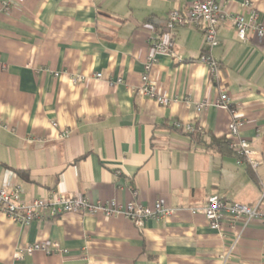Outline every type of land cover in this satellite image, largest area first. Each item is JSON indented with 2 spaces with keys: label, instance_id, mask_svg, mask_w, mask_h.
<instances>
[{
  "label": "crops",
  "instance_id": "0c3cea01",
  "mask_svg": "<svg viewBox=\"0 0 264 264\" xmlns=\"http://www.w3.org/2000/svg\"><path fill=\"white\" fill-rule=\"evenodd\" d=\"M194 1L0 0V187L18 184L26 203L55 192L120 205L133 199V188L142 204L163 198L173 209L141 228L121 214L44 213L22 225L0 213V264H264L262 221H225L222 237L190 211L213 194L249 205L260 198L264 40L248 33L241 41L231 20L221 22L212 51L220 66L215 82L198 60L203 30L180 26L173 49L181 60L158 55L151 78L161 92L211 104L197 112L192 103L160 105L135 92L167 13ZM242 3L232 0L227 9L247 19ZM251 7L264 24V0H251ZM74 76L85 79L74 83ZM222 92L229 108L213 105ZM234 113L256 168L197 143L185 129L202 126L203 133L194 132L206 144L232 140ZM64 129L69 135L59 138ZM258 210L264 212V200ZM37 240L57 242L63 251L13 257Z\"/></svg>",
  "mask_w": 264,
  "mask_h": 264
},
{
  "label": "built area",
  "instance_id": "2783aa9c",
  "mask_svg": "<svg viewBox=\"0 0 264 264\" xmlns=\"http://www.w3.org/2000/svg\"><path fill=\"white\" fill-rule=\"evenodd\" d=\"M232 0H195L191 6L185 10H170L165 19V26L161 33L152 41V51L144 62L143 72L140 76L141 84L135 92L144 98L154 99L160 105L170 103L184 102L193 104L197 112L203 111L209 103L208 101L192 102L188 97L179 98L176 95H168L159 90V87L151 78L152 66L156 62L158 55L167 54L171 57L181 60L174 52V31L183 25L198 26L203 30L204 46L200 52L198 60L203 63L208 70V76L212 81H220V66L213 56V47L217 44V26L224 20H231L236 35L239 40L246 41L248 33H251L258 39L264 40V24L259 19V14L251 7V0H243V5L249 9V17L246 19L240 12L230 13L227 9L228 3ZM96 79L103 78L102 73H95ZM85 78L74 76L71 81L81 82ZM121 81V79H119ZM230 99L226 92H222L213 102L218 108H229ZM54 125H56L54 123ZM175 127L181 124L174 122ZM244 123L239 115L234 113L229 124L231 135L230 146L236 150L241 160H245L251 167L256 168L259 161L255 157V151L251 150L250 142L240 135ZM5 128H8L4 125ZM188 132L197 131L203 133L202 126L196 128L192 125H185ZM69 135V130L64 129L59 134V138ZM133 199L125 205H120L113 200L90 202L84 196L75 194L65 196L50 192L46 196L34 198L26 203L22 200V190L18 184L10 188L0 187V213L4 214L10 221L22 225L29 224L34 219L43 217L45 213L49 217H55L63 213L83 210L86 213L95 215L102 213L104 216H114L121 214L130 220L137 228L143 227L147 220H159L172 214L173 209L166 205L163 198H159L150 204H142L137 200V192L130 188ZM264 200V185H262L261 195L255 205H249L239 202H231L227 199L213 194L207 197L203 206L191 207L192 214H202L210 229L217 231L222 237H225L223 225L225 221L234 222L244 219V225L249 221L257 219L264 223V212L258 210L260 202ZM239 234L235 236L233 242L238 241ZM35 251H43L46 254L61 253L63 250L57 242H48L46 240H37L24 245L14 252L15 259H21L25 255Z\"/></svg>",
  "mask_w": 264,
  "mask_h": 264
},
{
  "label": "trees",
  "instance_id": "16d2710c",
  "mask_svg": "<svg viewBox=\"0 0 264 264\" xmlns=\"http://www.w3.org/2000/svg\"><path fill=\"white\" fill-rule=\"evenodd\" d=\"M190 137L192 138V140L196 141L197 143L209 145V146H211V147H213L216 150L221 151V152L231 151L238 158L240 157L239 153L236 150H234L233 148L230 147V142H231L230 139H215V138H211L210 139V143L206 144L204 139L196 132H191L190 133Z\"/></svg>",
  "mask_w": 264,
  "mask_h": 264
}]
</instances>
